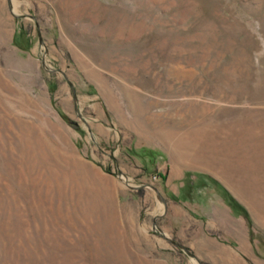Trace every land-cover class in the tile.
<instances>
[{
    "label": "rangeland",
    "instance_id": "1",
    "mask_svg": "<svg viewBox=\"0 0 264 264\" xmlns=\"http://www.w3.org/2000/svg\"><path fill=\"white\" fill-rule=\"evenodd\" d=\"M0 264H264V0H0Z\"/></svg>",
    "mask_w": 264,
    "mask_h": 264
},
{
    "label": "bare ground",
    "instance_id": "2",
    "mask_svg": "<svg viewBox=\"0 0 264 264\" xmlns=\"http://www.w3.org/2000/svg\"><path fill=\"white\" fill-rule=\"evenodd\" d=\"M160 136V138L164 141V142H170L171 138L175 135L172 132H162L160 134H158ZM176 145L174 147V150L175 151L173 154L174 156H179L180 154L181 155H184L181 153V151H184L187 155H190L189 151H194V153L196 155L198 154H202L203 153V149H206V148H203V146H208V147H211L209 151H213L212 149H214V145H213V142H210V141H207V140H199L198 139H191V138H184V139H180V138H177V141H175ZM235 145H238V144H235ZM234 145V146H235ZM234 146H230L229 145V148H232L234 149ZM196 147H199V148H196ZM208 150V149H207ZM196 151V152H195ZM212 153V152H211ZM179 154V155H178ZM187 155H185L187 157Z\"/></svg>",
    "mask_w": 264,
    "mask_h": 264
}]
</instances>
